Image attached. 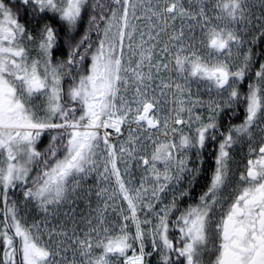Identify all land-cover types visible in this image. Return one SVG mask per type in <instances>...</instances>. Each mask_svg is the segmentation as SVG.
<instances>
[{
	"label": "snow or ice",
	"instance_id": "snow-or-ice-1",
	"mask_svg": "<svg viewBox=\"0 0 264 264\" xmlns=\"http://www.w3.org/2000/svg\"><path fill=\"white\" fill-rule=\"evenodd\" d=\"M0 205V264H264V0H0Z\"/></svg>",
	"mask_w": 264,
	"mask_h": 264
},
{
	"label": "flooded vegetation",
	"instance_id": "flooded-vegetation-1",
	"mask_svg": "<svg viewBox=\"0 0 264 264\" xmlns=\"http://www.w3.org/2000/svg\"><path fill=\"white\" fill-rule=\"evenodd\" d=\"M240 115H241V117H242V115H243L242 110H241ZM0 207H2V205H0ZM2 256H3V247H2V245H0V258H2Z\"/></svg>",
	"mask_w": 264,
	"mask_h": 264
}]
</instances>
